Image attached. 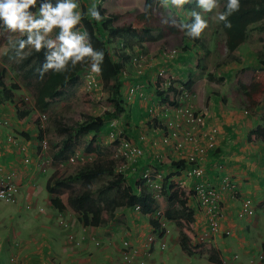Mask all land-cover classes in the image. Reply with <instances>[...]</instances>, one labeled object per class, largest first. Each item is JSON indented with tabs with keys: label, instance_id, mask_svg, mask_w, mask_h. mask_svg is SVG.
Wrapping results in <instances>:
<instances>
[{
	"label": "crops",
	"instance_id": "crops-1",
	"mask_svg": "<svg viewBox=\"0 0 264 264\" xmlns=\"http://www.w3.org/2000/svg\"><path fill=\"white\" fill-rule=\"evenodd\" d=\"M82 1L84 5L91 2ZM250 31L252 25L249 26L245 43L238 49V56L230 57L224 63L216 61L214 53H222V46H218L212 36L209 38V48H212V52L206 50V53L211 54L205 62L212 60L215 71L208 69L207 62L206 66L200 62L202 55L199 54L197 46L185 40L181 41L182 44L178 47L181 50L173 58L165 57L161 48H154L151 66L145 68L142 75L135 72L126 57L123 69L129 70H126L129 77L119 76L122 101L128 96L135 95V98L129 103L127 114H115V117L127 118L128 124L124 126L126 134L131 140H136L144 152L139 163L131 165L133 171L126 173L125 185L132 183L136 193L144 191L151 197L154 196V205L163 211L173 205L177 206V203H169L164 193L156 195L153 185L140 180L141 173L149 171L158 182H183L182 188L187 193L196 181L212 184L219 189L223 213L220 230L212 235L207 233L208 223L202 207L193 193L189 194L188 205L194 212L192 243L204 245L199 253L187 254L180 247L179 227L169 219L166 221L168 232L161 237L165 245L161 247L159 241L147 244L146 238L151 232L148 217L138 214L133 206L126 204L112 212L116 205H109L108 200L114 196L102 198L101 195L96 201L104 205L103 208L107 211L99 217V224L84 225L80 213L67 203L66 192L61 191L59 194L58 187H67L68 180L79 178L86 186L84 189L95 190L96 188L90 185L93 179L86 184L77 173L64 178L59 176L60 172H55L52 166L50 168L53 155H48V149L43 150L41 143V140L45 139V129L40 130L35 123L29 122V119L20 118V110L15 107L18 102L12 101V95L7 90H2L0 118L6 122L0 126V175L13 173L18 192L12 203L0 202V264H121L122 241L125 239L136 249L137 257L143 259L144 264H216L209 259L211 254L221 260L222 264H241L242 261H236L240 255L238 251L233 252L234 248L241 250L242 256H246L243 259H247L248 264H264L261 260L255 262L252 257L254 253L260 254L259 245L264 235L256 238V235L249 234L250 228L255 230L264 221V218L261 220L264 215V141L260 138L252 140L249 136L250 131L262 124L260 113L264 101L248 108L244 95L236 90V82L232 86L234 82L231 81L238 75L247 83L252 71L264 67V63L254 54L251 49L253 47L248 43H254L249 38ZM223 47L226 49L224 44ZM161 67L166 68L176 78V82L182 84L194 79L197 70L201 72L189 89L191 102L196 110L203 114L205 121V126L196 132L200 135L204 132L207 134L210 128H216L217 131L215 146L206 151L202 162L203 174L197 178L185 176V157L190 147L185 145L183 148H175L173 143L162 142L164 132L170 130V125L175 128L180 120L173 114L175 104L167 110L166 107H161L164 102L156 90V84L160 83L157 70ZM97 85H101L99 80ZM130 88L134 89L132 95L128 93ZM23 109L29 110V107L26 105L21 108ZM132 111L140 112L141 119L135 121L130 113ZM142 112L147 115L142 116ZM153 122L157 126L155 129ZM116 127H110V131L108 129L111 139ZM184 129L185 124L182 123L178 131ZM99 132H91L95 135L96 142ZM202 138L201 143H204L205 137ZM41 154L45 156V163L41 161ZM68 158L61 161L60 165L66 163ZM161 160H164V163ZM169 162L182 163L171 165ZM105 175L113 176V173ZM225 176L234 189H229L223 181ZM162 177L168 179L162 181ZM57 181L64 182L65 185H58ZM110 190L113 189L104 190L103 193ZM56 196L62 204L61 209L51 203ZM243 197L251 198L254 211L255 207L261 208L262 215L253 217V214L247 218H239L237 214ZM17 218L24 222L23 226L18 224ZM89 218H92L91 213ZM60 219L68 225L64 227L59 224ZM243 219L246 220L245 225ZM225 231H229V234L225 235ZM71 234L73 238H70ZM250 239H253L252 246Z\"/></svg>",
	"mask_w": 264,
	"mask_h": 264
},
{
	"label": "trees",
	"instance_id": "trees-1",
	"mask_svg": "<svg viewBox=\"0 0 264 264\" xmlns=\"http://www.w3.org/2000/svg\"><path fill=\"white\" fill-rule=\"evenodd\" d=\"M65 0H36L35 6H30L29 9H36L45 4H49L51 8H56L58 3H62ZM93 1V0H91ZM119 3L128 4L131 0H117ZM197 0L186 3V9L193 8ZM90 3L89 7L95 5L96 9L99 11L100 15L103 17L101 21L93 19L90 15L87 16L86 10L83 6L81 13V20L73 28L84 25L88 36L84 38L87 39V45L91 46L93 51H102L103 60L99 62L98 67L100 68V78L104 87L112 89V98L109 99V103H113L111 112L123 111L121 93H120V81L119 74L121 65L119 62L112 57L108 50L107 44L112 43L114 38H122L125 42L130 43L132 39L137 40V44L143 48L150 41H155L157 39H162L159 48H166L168 45L167 36L177 37L181 35V41L185 42L187 38L192 40H197L187 34L189 31L188 27H181L180 25H191L195 22V18H190L185 23L175 16H169L166 12L165 0H141L140 10L130 19V21H124L126 16L130 14L132 8H123L122 10L107 13L103 8L101 2ZM239 10L233 12L228 17V22L230 27L225 26L224 21L218 19L219 27L224 34V45L227 49V53L232 57L238 56V49L242 46L247 39V32L249 26L258 21L264 20V0H239ZM227 0H221L219 4V14L226 10ZM198 12V10L194 9ZM121 20V22H120ZM3 20H0V36L4 35L6 28H4ZM259 32L264 31V22L262 26L257 27ZM59 35H54L49 38L45 43L41 44V48L36 50L35 48L30 52L26 53L22 60L19 62L18 67L21 69L28 66L22 76L27 78L29 76L36 77L35 85V107L37 114L30 116V110H21L23 108V103L18 102L15 107L20 111L18 115L20 118L29 119L31 123H35L37 126L40 120V112L45 111L50 104L58 100L64 94L65 87L69 85H74L79 81L80 72L84 70L87 66H90L93 61L91 57H84L82 60L76 61L73 65V59L69 58L62 69H55L46 67V65L52 63L55 64L54 57L50 60L49 57L52 56L53 52H58L61 41L58 39ZM180 41V45L182 42ZM51 42V47L49 46ZM130 46V44H126ZM183 48V47H182ZM264 63V62H263ZM200 71L197 70V75L194 79H190L187 83L183 84L186 89H190L194 83L196 77L200 75ZM160 83L156 84V90L161 100L169 106L175 103V88L171 87L169 90L164 91ZM16 85L7 88L3 81V73H0V90H9L16 88ZM236 90L244 95L245 104L248 108H252L264 101V67H259L252 71L250 74V79L247 83L243 82L242 77L238 76L236 79ZM171 91V92H170ZM30 111V112H29ZM115 114V113H114ZM262 124L258 125L249 132V136L252 140L260 138L264 141V118H262ZM85 125L79 127V132H93L97 133L103 125V117L96 116L93 117L90 111L86 112ZM65 128L61 127V130ZM64 131V130H63ZM67 131V129H65ZM41 137V134H40ZM94 138L89 141L85 146L87 151H91L95 148ZM164 163V160H161ZM171 165H178L182 162H169ZM113 173V161H107L106 163L97 162L91 166H84L81 168L77 174L83 178V181L88 184L92 179L99 177L100 175L112 174ZM168 179V178H167ZM58 185L64 186L65 183L57 181ZM135 186L132 183L124 185L122 177L115 176L107 184H103L95 190L84 189L77 195L67 196V203L70 207L79 212L84 225H97L100 220L99 217L102 214V208L104 205L97 203V199L100 198L104 190L107 189H117L115 198L108 200L109 205L115 204L116 207L112 208V212L117 208L122 207L124 204L128 206H134L139 204L141 206V211L143 213L152 210V206L155 201L149 193L140 191L136 193ZM50 190V189H49ZM163 193L167 197L169 203L175 202L177 206H172L164 211L167 219L174 221L179 227L180 237L179 244L180 247L187 254L199 253L204 245L201 243L193 244V226L192 222L194 220V212L188 205L189 194L192 192H185L177 184L166 181L163 184ZM58 198L52 199L51 203L55 205L58 209H61V205L58 202ZM92 214V218H89V214ZM151 223L156 227L155 222ZM261 249L263 252L264 261V241L261 243ZM209 259L216 263L222 264L221 260L210 255Z\"/></svg>",
	"mask_w": 264,
	"mask_h": 264
},
{
	"label": "rangeland",
	"instance_id": "rangeland-1",
	"mask_svg": "<svg viewBox=\"0 0 264 264\" xmlns=\"http://www.w3.org/2000/svg\"><path fill=\"white\" fill-rule=\"evenodd\" d=\"M82 2V3H78ZM98 3V0H95ZM102 2V0H99ZM193 0H188V2H192ZM77 2V8L73 9L74 12H80L82 13L83 8V1L82 0H75V3ZM92 4L95 3L94 1L91 2ZM165 7L166 12L169 16H172V18H175V16L179 17L182 20V23H185L190 18H194L191 16V13L194 11V9L198 10L201 14V17L207 22L206 28L201 32L200 36L197 37V40H192L190 37L187 38V41L193 42L197 49L199 50V54L201 56V63L206 66L208 69L215 71V68H213V62L212 60L206 61L208 58H210V54L206 53V50H210L209 44H210V37L212 36V39H216V43L218 46L222 48L221 52H214L215 57L217 58L216 61H220L221 63L226 62L229 60V58H234L230 56L227 53V50L223 47L224 44V34L219 27L218 24V13H219V4L221 3V0H216V6L211 11H205L201 7L198 6L197 1L195 3V6L193 8L186 9V3L180 6H177L173 3V0H165ZM90 4L85 5V10H88ZM103 8L107 11V13H111L114 11L122 10L123 8H132V11L128 16H126L124 21H130V19L140 10L141 8V0H131L128 4H122L119 3L117 0H106L104 2ZM27 11L32 12L34 14V19H43V14L40 11L39 8L36 9H27ZM88 15L89 12H87ZM87 15V16H88ZM121 22V20H120ZM262 21H258L256 23L251 24L252 25V31L249 32V38L254 43H250V46L252 51H254V54H257L260 58L261 62H264V31H258V26H262ZM6 28L4 35L0 36V72H3V81L4 84L7 86V88L12 87L13 85H16V88L11 89L13 93V100L20 101L27 105L29 107V110L32 113V116L34 114H37V110L35 107V85H36V77L29 76L27 78H23L22 74L24 70L28 67L25 66L22 69L18 67L19 62L22 60L24 55L31 50H33L35 47L25 43L23 48H20L19 46V40H25L27 41L28 33L21 34L19 31H12L6 27L5 24L1 25ZM60 28L57 26H54L51 32L45 33L43 28L40 29H34L32 32V38L33 40L36 38V35H41L44 37L41 44L45 43L49 38L53 37L54 35L60 34ZM182 36L179 35L177 37L173 36H167L168 39V47H179L180 41L184 38H181ZM163 39V38H162ZM162 39H157L155 41H150L145 45V49L147 51H154V48H158V44H160ZM116 39L114 38L112 43L107 44V50L110 54L114 55L116 50H118V47L116 46ZM220 44V45H219ZM198 45L199 48H198ZM244 47V46H243ZM243 47L241 48V52L243 50ZM135 48V47H133ZM214 48V47H213ZM126 51L122 52L120 55V58H122L123 62H126ZM188 52H186V55ZM129 55V53H128ZM92 65V64H91ZM91 65L82 70L81 73H87V71H91ZM204 68V67H203ZM128 72L129 70L126 69ZM204 71V69H203ZM93 75L96 74V72H92ZM98 74V73H97ZM99 75V74H98ZM100 77V75H99ZM126 77V76H124ZM128 74L127 77L128 78ZM238 75L235 76L237 79ZM235 78L231 79L233 80V85H235ZM247 78V77H246ZM101 79V78H100ZM247 80V79H246ZM64 94L62 97H60L58 100L54 101L52 104L49 105V107L41 113H45L47 116L46 120V127L44 130V136L46 139V142L48 143V155H53V159L51 161L50 168L55 169V172H60L59 176L67 177L69 175H75L82 167L92 165L96 162H103L106 163L109 160H112L114 162L116 161V154L118 152L119 147V141L123 138H130L128 134H126V130L124 129L125 124H128L127 118H121L117 119L115 117V114H118V116H122L127 114L128 106L131 100L135 98L134 96H128L126 97L125 101H122V107L123 111H117L114 113L111 112V109L113 107V103H109V99L112 98V89L108 87H104L101 83L100 86H91V88L86 87V83L84 79L81 80V77L79 81L74 85H69L65 87ZM96 93V94H95ZM129 93V90H128ZM3 94V91H0V98ZM3 97V96H2ZM26 98V99H25ZM263 102V101H262ZM133 104V103H132ZM90 111L91 115L93 117L101 116L103 117V126L99 130L100 132L105 133H98L97 134V142L95 135L91 132H79V127L81 125H85V119H86V112ZM133 115V119L135 121L140 120L139 113L137 111L130 112ZM261 116L264 118V105L261 106ZM146 112H142V116H146ZM113 119H116L117 121V127L115 128L114 137L109 135L110 131V123ZM152 121V119H151ZM263 122V120H262ZM153 129H155L154 122L152 123ZM61 127L67 129L61 130ZM109 129V131H108ZM108 135V137H107ZM94 138V145L95 148L93 151H87L85 149V146L89 143L90 140ZM131 139V138H130ZM136 142V140H134ZM75 152H78L80 154L78 162L71 163L69 160L63 162V165H60L61 161H65L70 155H73ZM59 153V154H58ZM56 154V155H55ZM169 176V175H168ZM112 175H103L100 177H97L93 179L90 183V185H93L94 188H97L98 186H101L102 184H106L108 180L112 179ZM164 178L168 177H162V181H164ZM174 181V180H172ZM68 186L67 187H58L59 194L62 192H66L67 195L74 196L76 194H79L86 186L81 181V179L76 178V180H68L67 181ZM117 189H113L110 191H106L102 194V198L112 197L116 196ZM57 198V196L55 197ZM171 205V204H170ZM173 205V204H172ZM174 206V205H173ZM262 215L261 208H256L254 211V215ZM23 217V214L22 216ZM264 215L261 220H263ZM17 222L20 226H23L24 222H20V218H17ZM243 224H246V220L243 219ZM248 235V233H245ZM250 235L254 234L256 235V238L258 236L264 235V221L262 222L261 226L255 230L250 228ZM264 239V238H263ZM262 239V240H263ZM253 239H250V245H253ZM258 244V242H256ZM259 250L261 249V246L259 245ZM234 251H238L240 257L236 260L237 262H241V264H248L247 259L245 255L242 256L241 250H236V248L233 249ZM255 251H257L255 247ZM260 254L254 253L252 255L255 262L260 261L259 259Z\"/></svg>",
	"mask_w": 264,
	"mask_h": 264
},
{
	"label": "clouds",
	"instance_id": "clouds-1",
	"mask_svg": "<svg viewBox=\"0 0 264 264\" xmlns=\"http://www.w3.org/2000/svg\"><path fill=\"white\" fill-rule=\"evenodd\" d=\"M105 1L106 0H102V2H101L102 6L104 5ZM187 2H188V0H173V3L177 6L183 5ZM78 3L80 4L82 2L78 1ZM197 4L199 7H201L205 11H211L216 6V0H197ZM35 5H36V0H0V20H3L6 27L8 29L14 31V32L19 31L21 34H24V33L29 34L27 41L19 40L20 48H23L25 43H28V44L34 46L36 50H39L41 48V42L44 39V37L41 35H36V38L33 40L32 35H31L33 30L34 29L38 30L40 28H43L44 32L48 33V32H51V30L53 29L54 26H57L61 30L60 34L58 36V39H59V41H61V44L59 47V51L53 52L52 56L49 57L50 60L54 57L55 64L50 63V64L46 65V67L55 68V69L59 70V69L63 68L65 62L69 58L74 57L72 62H73V65H75L76 61L82 60L84 57H91V59L93 61L92 65H91V70L93 72H96L99 74V72L101 70L98 67V64H99V62H101L103 60V52L102 51H93L91 46H86L87 45V39L84 37L88 36V33L86 32L84 25H80L79 27L73 28L81 20V13L78 11L77 12L73 11V9H76L78 7L77 2L75 3V0H65L62 3H58L56 8H51V6L49 4L43 5L40 9V11L42 12L43 17H44L43 19H34L33 18L34 14L32 12L27 11V9H29L30 6H35ZM83 5H84V3H83ZM239 7H240L239 0H227L226 10L219 14L218 19L220 21H224L226 27H230L231 25L228 22V17L233 12L238 11ZM87 12H89L90 16L97 21H101L103 19V17L100 15L99 11L96 9L95 5H93L88 10H86V13ZM87 15H88V13H87ZM191 16L195 18V22L193 24H191V25L182 24L180 26L181 27H188L189 31L187 32V34L193 38H196V37H199L201 32L206 28L207 22L201 17V14L196 12V11H193L191 13ZM115 39H116V43H117L116 46L118 47V50H116L114 55H112L110 53L109 54L112 57H114L115 60L117 62H119V64L121 65L120 72H119L120 75H121L122 69L124 68V66H123L124 62L119 61L120 55L122 54L121 52L124 50V49L120 50L121 49V48H119L120 44H122L124 47H126V50H128V51L124 50L127 52L125 57H128V59H129V57H131V54L134 50H137V51L139 50V51L146 53L152 57L154 56L152 54L153 51H147L146 49H142L137 44V42H136L137 40H135V39H132L130 43L125 42L124 39H122V38L117 37ZM125 43L130 44V46L125 45ZM49 46L51 47V42H49ZM133 47H135V48H133ZM143 48H145V47H143ZM168 48H171V47L167 46L164 49H168ZM173 48L178 49V53H177V55H178L181 49L178 47H173ZM128 53H130V55H128ZM81 72H80L79 79L81 77V80H82V79H84V76H83L84 74ZM0 73H3V72H0ZM121 76L124 77L123 75H121ZM98 80L100 81V83H102L100 77L98 78ZM0 91H2V90H0ZM9 91L11 92L12 101H13V93L11 90H9ZM16 102H22V100L16 101ZM23 105H24V107L26 106L24 103H23ZM139 161H138V163H139ZM122 162H124V160H122L120 157H116L115 166L113 165V177L120 175L122 177L123 183L125 185L127 183L126 180L124 179L125 176L123 174H120L117 171L118 164H120ZM132 171H133V169H131V165H129L127 168V172H132ZM142 174L143 173H141L140 180L144 182L145 179H143ZM149 174H150L151 180L150 181L146 180L145 182L153 185L156 195L163 193V184L167 180L165 182H158L156 177H154L151 173H149ZM164 179H167V178H164ZM153 180H155V181H153ZM155 182H158L161 185V187L160 188L155 187L154 186ZM170 182H173L179 186V183H177L176 181H170ZM180 188L183 189L182 187H180ZM152 197H154V196H152ZM243 198H241V200ZM251 202H252V208H253V214H254V203H253L252 199H251ZM133 207L138 214L145 215L148 217V222H149V225L151 227V232L146 238L147 244H153L155 241H159L161 247H163L165 245V242L163 240H161L162 239L161 237H162V235H164L168 232L167 227H166L167 218L165 216L164 211L155 205L152 206L151 211L146 212V213H143L141 211V206L139 204H136ZM240 207H241V202H240ZM240 207H239V209H240ZM156 210L162 211V214L164 216V224L163 225H161L157 221V218L155 219V217H154V212ZM104 211H107V210L102 208V213ZM252 215H249V216L247 215L244 217L238 216V217L239 218H247V217H250ZM151 221L152 222L155 221L157 226L156 227L153 226ZM59 224H61L64 227H66L68 225L63 219L59 220ZM219 230H220V228H219ZM219 230H218V232H219ZM218 232H216L215 234H217ZM224 234L228 235L229 231H225ZM70 238H73L72 234L70 235ZM208 238H210V237H208ZM263 241H264V239H263ZM97 244H99V242H97ZM260 246H261V244H260ZM126 254L128 255V259H125V257H124ZM262 254H263V252H262V250H260V260L264 263L263 258H262L263 257ZM121 264H144V260L137 257L136 249H133L130 246V243L127 239L122 241Z\"/></svg>",
	"mask_w": 264,
	"mask_h": 264
},
{
	"label": "built area",
	"instance_id": "built-area-1",
	"mask_svg": "<svg viewBox=\"0 0 264 264\" xmlns=\"http://www.w3.org/2000/svg\"><path fill=\"white\" fill-rule=\"evenodd\" d=\"M119 48H121L120 50H126V47H124L122 44L119 45ZM161 53L165 57L173 58L177 55L178 49H162ZM150 59H152V56H149L148 54L143 53L139 50H134L131 54V57H129L128 59V63L134 67L135 72L137 74L142 75L144 74V69L151 66ZM119 61H122V58H119ZM92 72V70L87 71V73L85 72L83 75L87 88H91V86L95 87L98 84L99 76L97 73L93 75ZM127 74L128 73L126 72V70L122 69L121 75L127 76ZM157 77L159 78L160 84L162 85L161 87L164 91L169 90V88L171 87H174L176 89L174 93L175 105H173L175 109L173 111V114L180 120V122L176 124L175 128H171L170 125V130H166V132H164L162 142L163 144L173 143L175 148H183L185 145H188L190 147V151L185 157V176L187 178H197L203 174L202 162L204 159V155L207 153L206 151L209 148H213L215 146V134L217 130L216 128H210V131L207 134L205 132L201 135L197 133V129L205 126V121L203 118V114L201 112H198L193 106L189 89H186L182 83L176 82V78L166 68H159L157 70ZM133 91L134 89L130 88L129 95H132ZM162 104L163 105H161V107H166V110L169 108V105H167L166 103ZM46 120V114H40V120L37 126L40 130L45 129ZM5 122L6 121L4 119L0 118V126L3 125ZM182 123L185 124V129L179 132L178 130ZM110 125L116 127V119H113ZM202 137H205L204 143H201ZM41 143L43 150L46 151V140L42 139ZM143 155V149L139 144H137L130 138L121 139L119 141L118 152L115 157H120L122 160H124V162L118 164L117 171L125 176L127 173L128 166H135L134 163H138V161L143 157ZM79 156L80 154L78 152H75L72 156L68 158V160L71 163H76L78 162ZM40 157L42 163H45V156L41 154ZM24 160L26 162L27 158H25ZM42 170H45V166L42 167ZM149 173V171H145L142 174V177L143 179H145V181L151 180ZM223 181L227 183L229 189H234L233 186L229 184L228 177H223ZM183 185V182L179 183L180 187H182ZM154 186L159 188L161 187L158 182H155ZM191 191L193 192L194 198H196V200L199 202L204 212V216L208 223V235L215 234L220 228V219L223 213L219 189L212 184L196 181L192 184ZM17 192L18 186L14 181L13 173H6L0 175V202L12 203L15 200ZM252 214L253 208L251 199L248 197H244L241 200V207L238 210V216L244 217ZM154 217L155 219L157 218V221L161 225L164 224V216L161 210H156L154 212ZM124 257L125 259H128L127 254Z\"/></svg>",
	"mask_w": 264,
	"mask_h": 264
}]
</instances>
